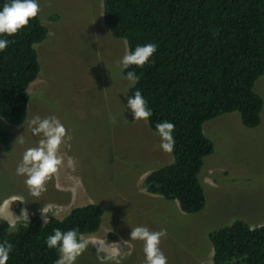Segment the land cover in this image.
Masks as SVG:
<instances>
[{
  "label": "rangeland",
  "instance_id": "1",
  "mask_svg": "<svg viewBox=\"0 0 264 264\" xmlns=\"http://www.w3.org/2000/svg\"><path fill=\"white\" fill-rule=\"evenodd\" d=\"M39 5L38 17L48 32L34 45L40 71L27 88L26 119L19 126L0 119L10 139L7 153L0 146V219L10 224L21 209L27 221L34 214L61 218L73 207L98 205L101 224L81 236L89 244L75 264H145L142 241L129 236L139 225L166 230L159 247L167 264H212L209 231L235 220L250 227L264 224V76L254 83L263 101L256 128L243 127L235 113L202 124L214 145L199 174L206 203L200 212L185 214L176 201L143 190L144 177L171 163L172 156L159 148L146 122H132L122 105L130 86L114 61L127 47L104 26L102 0H39ZM31 115L56 116L71 135L60 144L62 163L39 197L15 174L24 150L39 139L27 130ZM23 132L20 144L15 138Z\"/></svg>",
  "mask_w": 264,
  "mask_h": 264
},
{
  "label": "trees",
  "instance_id": "2",
  "mask_svg": "<svg viewBox=\"0 0 264 264\" xmlns=\"http://www.w3.org/2000/svg\"><path fill=\"white\" fill-rule=\"evenodd\" d=\"M103 24L127 51L154 42L157 49L128 88L139 90L152 110L147 127L173 123L172 162L150 171L143 190L176 201L185 214L204 209L206 198L199 174L204 158L214 152L202 124L235 113L249 129L260 123L262 98L254 91L264 76V0H102ZM56 16L50 17L54 20ZM38 15L0 52V119L21 125L27 114V88L40 71L34 45L47 35ZM129 69H125L127 71ZM122 75V74H121ZM10 139L0 126V146L9 151ZM17 209V206H13ZM102 210L90 203L71 208L61 218L42 222L32 215L27 227L9 230L0 219V240L12 244L6 264H54L58 253L45 245L53 229L77 228L80 235L98 230ZM109 236V235H108ZM110 237V236H109ZM212 264H264V224L250 227L242 220L211 230Z\"/></svg>",
  "mask_w": 264,
  "mask_h": 264
},
{
  "label": "clouds",
  "instance_id": "3",
  "mask_svg": "<svg viewBox=\"0 0 264 264\" xmlns=\"http://www.w3.org/2000/svg\"><path fill=\"white\" fill-rule=\"evenodd\" d=\"M40 12L39 0H0V52L12 43L8 37L15 35L19 30L29 24L30 20L37 17ZM157 49V44L148 42L138 44L119 60L114 61V66L118 74L128 82L131 87L139 80V75L130 69V66L141 68ZM125 69H129L124 71ZM126 93V92H124ZM124 109L130 111L132 122L142 120L147 123L152 115L151 108L148 107L145 98L137 89L132 96L127 98L126 104H122ZM109 119L115 122V116L109 115ZM127 121V120H126ZM27 130L34 136L39 137L36 145L27 147L15 168L17 176L24 177V184L33 197H39L46 190V182L58 171L62 163L61 157L57 154L62 141L70 140V131L56 116L41 117L31 115L27 121ZM174 125L168 120H162L155 124V132L159 138V148L172 153L175 145L173 136ZM15 140L25 143L24 132L18 135ZM73 158H68L71 166ZM47 213V209L41 211ZM28 215L26 210L21 209L19 216H14L9 224V230L14 229L17 224L27 227ZM48 216H42V222H47ZM166 235V230H150L147 226L139 225L132 227L129 233L131 240L142 241V251L145 264H167V257L161 251L159 244L162 237ZM89 241L82 238L77 228L67 230L53 229L52 233L45 237V245L50 249H55L58 253L54 264H75L78 256L84 252ZM12 244L8 240H0V264H6Z\"/></svg>",
  "mask_w": 264,
  "mask_h": 264
},
{
  "label": "crops",
  "instance_id": "4",
  "mask_svg": "<svg viewBox=\"0 0 264 264\" xmlns=\"http://www.w3.org/2000/svg\"><path fill=\"white\" fill-rule=\"evenodd\" d=\"M57 218V217H56Z\"/></svg>",
  "mask_w": 264,
  "mask_h": 264
}]
</instances>
